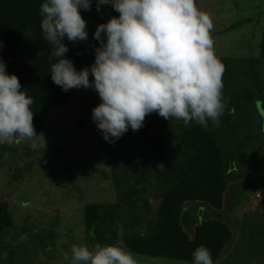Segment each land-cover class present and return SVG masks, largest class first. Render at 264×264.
I'll return each instance as SVG.
<instances>
[{
    "label": "trees",
    "instance_id": "1",
    "mask_svg": "<svg viewBox=\"0 0 264 264\" xmlns=\"http://www.w3.org/2000/svg\"><path fill=\"white\" fill-rule=\"evenodd\" d=\"M43 2L0 0V59L6 64V71L18 76L22 90L34 100L31 110L37 137L51 114L67 105L71 98L70 90L65 92L51 79V62L56 60H49L51 45L44 39L40 27ZM98 14L95 0L91 10H81L86 19ZM63 42L69 48L67 58L77 70L83 68L82 42H69L67 38ZM247 61L234 70L229 61L222 63L224 108L218 124L209 120L205 130L195 121L185 125L183 120H166L153 112L145 117L144 127L138 131L129 129L115 143L102 145L107 161L91 164V178L95 174L99 181L105 180L113 190L114 199L92 201L84 206L83 225L88 243L95 246L122 240L136 255L188 264L194 250L205 246L211 252L213 264L220 261L234 236L231 224L221 218L201 223L188 221L184 212H193L198 219L197 209L186 210L193 204L222 211L235 168L231 165L238 163L245 152L246 156L250 153V143L253 151L264 148L263 127L260 125L261 136L254 140L249 121L237 116L238 112L245 113V105L251 107L259 98L262 85L257 63L264 61V31L259 43V59ZM238 73L240 77L235 79ZM229 91H233L231 96L227 95ZM104 167L109 172H105ZM11 210L7 202L0 201L1 239L15 224ZM121 231L122 235H118ZM7 246L12 257L19 256L16 248ZM15 247L20 248L19 251L23 249L21 243ZM12 257L7 259L10 264L26 262Z\"/></svg>",
    "mask_w": 264,
    "mask_h": 264
},
{
    "label": "rangeland",
    "instance_id": "2",
    "mask_svg": "<svg viewBox=\"0 0 264 264\" xmlns=\"http://www.w3.org/2000/svg\"><path fill=\"white\" fill-rule=\"evenodd\" d=\"M196 4L213 22L211 36L215 55L221 63L229 61L234 70L240 69L239 65L248 59H259L264 0H196ZM118 15L111 5H101L97 17L84 18L88 39L81 45L83 68L94 63L95 48L99 47V41L93 38L97 26ZM257 69L262 85L259 98L253 106L245 105V113H237L239 118L249 121L254 140L261 136V127L264 133V61L257 63ZM239 77V73L235 74V79ZM89 78L93 79L91 75ZM69 90L68 104L51 114L35 139V148L33 140L16 138L11 143H0V201L13 209L15 223L0 238V264L11 263L7 261L12 257L7 245L17 249L19 256L12 258H22L26 261L22 264H71L72 245L94 248L84 233V206L92 201L114 199L113 190L105 180L99 181L95 174L91 178V164L107 161L102 145L108 142L91 118L100 98L91 88ZM252 145L248 146L247 156L245 152L238 163L231 165L235 168L222 211L193 204L186 210L197 209L198 219L195 213L184 212L188 221L201 223L221 218L231 224L234 236L217 264H264V158L261 157H264V148L253 151ZM104 170L109 172L107 167ZM18 243L22 244L20 251L15 247ZM134 256L137 264H188Z\"/></svg>",
    "mask_w": 264,
    "mask_h": 264
},
{
    "label": "clouds",
    "instance_id": "3",
    "mask_svg": "<svg viewBox=\"0 0 264 264\" xmlns=\"http://www.w3.org/2000/svg\"><path fill=\"white\" fill-rule=\"evenodd\" d=\"M92 3L44 0L40 27L51 45L49 60H56L50 68L54 84L65 92L91 88L98 94L91 118L106 142L115 143L129 129L138 131L153 112L185 125L195 121L205 130L209 120L219 123L224 66L215 55L213 22L196 0H95L97 12L111 5L119 15L97 26L94 63L77 70L63 41H87L81 10H91ZM22 89L0 59V143L27 138L35 148L34 100ZM70 251L71 264H137L122 240L92 249L74 244ZM192 256L191 264H213L205 246Z\"/></svg>",
    "mask_w": 264,
    "mask_h": 264
}]
</instances>
